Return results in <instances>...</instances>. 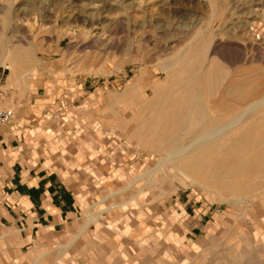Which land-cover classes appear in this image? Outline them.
Wrapping results in <instances>:
<instances>
[{
	"label": "rangeland",
	"instance_id": "1",
	"mask_svg": "<svg viewBox=\"0 0 264 264\" xmlns=\"http://www.w3.org/2000/svg\"><path fill=\"white\" fill-rule=\"evenodd\" d=\"M219 1L0 0V41H3L0 53L5 48L9 51L18 48L23 50L21 57L37 60L33 76L21 79L23 85L11 88L6 85L9 71L1 64L0 89L11 100L13 92L23 94L36 88H45L59 99L66 97L71 108L66 114L68 122L95 124L104 133L112 132L128 148L136 164V175L144 172L137 178L141 179L137 186L146 193L140 196L146 198L138 205L142 211L150 206L157 212L163 209V255H169L173 263L222 264L226 246L234 245L239 248L238 260L244 261L243 264H264V190L248 192L245 196H254L255 201L241 206L233 204L231 199L243 195L212 191L196 184L197 181L184 180L177 174L180 163L177 165L176 160L167 159L161 168L150 171L166 155L156 150L163 143L159 142L157 130L148 126V116L154 112L146 105L157 90L168 88L174 78L170 74L172 78H169L161 68L177 58L173 53L183 41L182 33L186 29L191 32L202 22L206 26L214 17L219 19L220 24L223 22L219 27L223 42L237 46L248 59L254 52V58L261 61V65L247 63L248 68L256 67L257 75L245 76L243 89L250 92L264 81L261 74L264 54L260 56L264 53V0H253L257 3L254 7L246 0ZM232 4L242 9L234 10ZM239 22L244 23L243 29ZM176 69L177 64L171 71L175 73ZM138 73L151 75L154 80L152 92L143 102L133 86H126ZM133 104L132 113L123 111ZM238 110L239 106L228 107L226 112H221L224 118L220 119L225 121ZM254 133L255 139L247 147L251 151L264 150V127ZM135 189L134 186L133 191L120 189L116 196L106 198L104 205L126 203ZM255 215L262 224L254 225L251 218ZM242 232L246 250L240 249L242 244L238 239ZM185 234L188 239H184ZM138 251L133 258L136 264H163L160 257H154L155 249Z\"/></svg>",
	"mask_w": 264,
	"mask_h": 264
},
{
	"label": "crops",
	"instance_id": "2",
	"mask_svg": "<svg viewBox=\"0 0 264 264\" xmlns=\"http://www.w3.org/2000/svg\"><path fill=\"white\" fill-rule=\"evenodd\" d=\"M36 62L24 63L29 71L17 80L6 76V85H23L19 81L33 76ZM152 78L138 73L126 86L147 97ZM0 91L2 106L13 113L0 125V264H136V252L144 248L155 249L163 264H186L163 255V209L141 210L146 193L137 178L144 172L136 175L133 155L112 132L68 122L66 97L45 88L13 92V100ZM130 106L123 111L132 113L135 104ZM133 186L126 203L104 205ZM260 219L251 221L258 225ZM243 233L238 240L246 250ZM225 250L222 264H243L237 246Z\"/></svg>",
	"mask_w": 264,
	"mask_h": 264
},
{
	"label": "bare ground",
	"instance_id": "3",
	"mask_svg": "<svg viewBox=\"0 0 264 264\" xmlns=\"http://www.w3.org/2000/svg\"><path fill=\"white\" fill-rule=\"evenodd\" d=\"M246 1L253 7L257 5L255 0ZM238 7L235 6L234 10ZM222 23L214 17L209 25L203 26L202 22L191 32L185 28L183 41H180L174 53L171 52L177 58L173 62H166L161 68L166 70L169 78H172L170 75L174 78L170 81V87L159 89L155 96H151L153 100L150 99L146 108L154 112L148 116V126L157 130L159 142L163 143V147L156 150L163 151L167 158L160 159L150 171L158 170L167 159H173L177 165L180 163L176 170L184 180L197 181L196 184H202L212 191H229L245 196L254 189L264 190V150L251 151L247 147L255 139L254 132L264 127V81H259V85L250 92L243 89L242 83L247 79L245 76L257 75L256 67L248 68L247 63L254 65L259 62L261 65V61L254 58V52H250L252 56L248 59L237 46L223 42V32L219 31ZM243 25L240 23L239 27ZM21 55L24 56L23 50L18 48L11 51L5 48L0 53V65L9 71L7 80H17L21 74L29 71L26 69L24 72V63H32V60ZM175 64L177 69L174 73L171 70ZM146 98L139 95L138 99L143 102ZM238 106L240 110L235 116L225 121L220 119L224 118L221 112H226L228 107ZM229 141L231 143L227 144ZM253 199L254 196H245L231 201L242 206L250 204Z\"/></svg>",
	"mask_w": 264,
	"mask_h": 264
},
{
	"label": "built area",
	"instance_id": "4",
	"mask_svg": "<svg viewBox=\"0 0 264 264\" xmlns=\"http://www.w3.org/2000/svg\"><path fill=\"white\" fill-rule=\"evenodd\" d=\"M12 115L13 113L11 109H6L2 106V93L0 91V125L9 123Z\"/></svg>",
	"mask_w": 264,
	"mask_h": 264
}]
</instances>
